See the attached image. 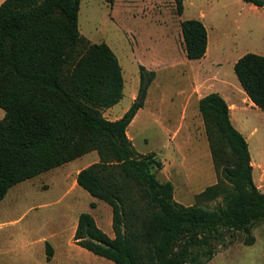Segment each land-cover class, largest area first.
<instances>
[{
	"label": "trees",
	"instance_id": "trees-1",
	"mask_svg": "<svg viewBox=\"0 0 264 264\" xmlns=\"http://www.w3.org/2000/svg\"><path fill=\"white\" fill-rule=\"evenodd\" d=\"M82 0H5L0 5V203L18 183L92 152L98 162L80 170L77 185L112 208L114 237L89 213L79 216L78 246L115 264H206L218 245H253L264 222V192L254 182L249 144L234 126L227 101L210 93L199 102L216 184L178 203L171 181H160L163 161L142 154L127 130L145 105L156 76L140 66V89L117 120L103 114L124 96L119 59L106 43L79 30ZM114 4L116 0H106ZM264 10V0H243ZM179 15L184 0H175ZM186 56L205 57L201 20L181 22ZM234 71L256 107L264 110V56L247 53ZM221 199L213 209L203 205ZM94 206V204H92ZM54 250L47 245V258Z\"/></svg>",
	"mask_w": 264,
	"mask_h": 264
},
{
	"label": "rangeland",
	"instance_id": "rangeland-1",
	"mask_svg": "<svg viewBox=\"0 0 264 264\" xmlns=\"http://www.w3.org/2000/svg\"><path fill=\"white\" fill-rule=\"evenodd\" d=\"M185 2L187 11L179 15L175 0H116L113 5L106 0H82L78 22L81 35L92 44L109 45L122 67L124 96L109 113L104 112L106 117H120L136 100L141 83L140 66L156 72L148 89L147 105L131 126L130 136L140 153H153L162 147L163 141L173 142L171 147L176 146L185 158V170L195 174L191 177L192 193L188 192L185 199L184 190L180 189L178 198L194 205L195 194L201 185L208 184L206 177L213 160L204 147L207 137L203 126L194 118L199 109L193 102L187 103L191 84L181 22L205 13L214 56L218 54L220 16L233 10V5L231 0ZM224 4L228 5L225 10ZM249 7L241 0L234 9L242 15L233 17L240 22L222 25L225 30L221 34L228 36L225 43L230 59L243 52L264 56V10L255 15L246 10ZM251 36V42H238V38ZM227 70L240 83L229 64ZM243 107L249 131L255 130L252 137L247 133L252 155L264 169V110L244 104ZM5 114L0 107V120ZM169 149L165 151L167 156ZM95 160H99L98 153H89L18 183L8 191L0 203V264H115L78 246L73 237L82 213L91 214L100 229L114 237L111 206L75 182L77 172ZM220 203L221 199L203 206L213 209ZM252 235L256 239L253 245L243 243V233H238L237 241L226 247L219 244V250L206 264H264V222L253 227ZM48 244L54 250L50 261Z\"/></svg>",
	"mask_w": 264,
	"mask_h": 264
},
{
	"label": "crops",
	"instance_id": "crops-1",
	"mask_svg": "<svg viewBox=\"0 0 264 264\" xmlns=\"http://www.w3.org/2000/svg\"><path fill=\"white\" fill-rule=\"evenodd\" d=\"M5 0H0V5L4 2ZM186 0H184V12L182 15H184L187 11L186 9V5L185 2ZM243 1V0H242ZM247 3V2H246ZM231 4L233 5V10L228 11V13L226 11L223 12L222 16H220V20H219V26H218V32L219 35L217 37V47H218V54L211 56L212 53V48H211V34H210V30L209 27L207 26V24H205V19H207V16L205 15V13H201L199 16H192L189 18H186V20L189 19H198L201 20L203 22V24L205 25V27L207 28L208 31V49H207V53L205 55V57H203L202 59L199 60H189L188 61V65H189V77H190V94L187 98V103H191L193 102L194 105H196L199 109V102L200 100L210 94V93H219L221 96H223V98L227 101L229 108H230V117L231 120L234 124V126L245 136L248 144H249V150H250V154H251V164L253 166V178H254V182L257 185V187L262 191V189L264 188V169H263V165L260 164V162H258V159L256 158V156L252 155V151L250 148V143H249V138L247 137V133L250 132L249 130V125L247 123V120L245 119V107H243L244 105H247L250 108H258L255 106V104L251 101V99L248 97V95L246 94V92L243 90L241 83H238V81H236V77H234L230 72H228L227 67L228 64L231 67V69H234V66L236 64V62L246 54V52L240 53L237 56H235V58L230 59L227 56L228 53V47L226 46L227 42V34H221L222 30H225V27H222V25H229L231 21H234V24L239 23L240 21L236 20V17H239L242 15L241 11H237L234 9V5H240L241 4V0H231ZM251 7H249L248 10L249 12L253 11V13L255 15H257V13L260 11L259 8L253 4L248 3ZM228 7L227 4L223 5V9L225 10ZM231 9V8H230ZM232 12V13H230ZM233 17H235L233 19ZM184 21V20H183ZM213 25L212 22H210V25ZM212 27V26H211ZM239 30V28L237 29ZM252 36L248 37V38H238V42L240 44H244L245 42H251ZM237 42V44H238ZM239 46V44H238ZM215 52V50H214ZM262 55V54H259ZM147 69V68H146ZM148 70V69H147ZM157 78V77H156ZM239 80V79H238ZM135 100L133 99V102ZM147 105V101L145 100V105L143 108H141L139 110V112L137 113L136 117L134 118V120L132 121V123L130 124V126L128 127L127 130V135L128 137L132 140L133 144H134V140L133 138L130 136V128L132 125H134V122H136V119H138V117L140 116V114L144 111L145 107ZM129 109V107L123 112V114L120 117H116V118H107L109 120H117L119 118H121L126 111ZM158 109V108H157ZM112 110V108L107 109V113H109ZM195 119L199 120L201 126H203V130L206 134L205 131V126H204V121L202 118V115L200 113L197 114V116L194 117ZM255 133L254 131L250 132L249 136H253L252 134ZM207 137V135H206ZM173 142L170 140H166L165 142L163 141V144L161 145L162 147L158 148V150L155 153L159 158L162 159L164 167L161 170L160 174H159V180L161 178L160 181L164 182V181H171L174 184L175 187V200L183 205H191L188 204V202H186L184 200V198L186 199L188 196V192L192 193L191 188L193 186V180H192V175H195L193 172H189V170H185V158L183 157V155L181 153H179L178 148L176 146H174V148L171 147V144ZM207 154L211 157L212 160V156H211V151H210V147H209V141L207 139V143L204 146ZM168 148H170V154L169 156H167V152H165ZM142 154H146V153H142ZM98 162L97 160H95L92 163ZM92 163H90L89 165H91ZM88 165V166H89ZM85 166L84 168L88 167ZM53 170V169H52ZM211 172L209 171L207 173V181L208 184L207 185H201L199 191L195 194H199L202 191H204L208 186L214 185L217 183L218 181V177L217 174L215 172L214 166H213V161H211ZM80 171L77 172V175ZM197 176H201L197 174ZM198 179L200 180V178L198 177ZM77 184V181H75ZM197 184H199V181H197ZM184 190V198L183 200H180L178 198V193L179 191ZM1 224H0V228H1Z\"/></svg>",
	"mask_w": 264,
	"mask_h": 264
}]
</instances>
